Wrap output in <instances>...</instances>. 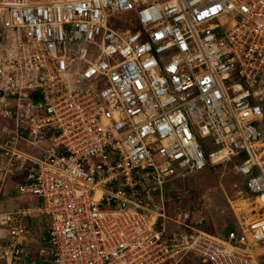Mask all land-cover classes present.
Here are the masks:
<instances>
[{"label":"built area","instance_id":"obj_1","mask_svg":"<svg viewBox=\"0 0 264 264\" xmlns=\"http://www.w3.org/2000/svg\"><path fill=\"white\" fill-rule=\"evenodd\" d=\"M0 99V164L41 202L3 216L8 264H258L264 215L180 244L159 219L169 182L233 160L264 195V0H0ZM34 214L49 259L22 249Z\"/></svg>","mask_w":264,"mask_h":264},{"label":"rangeland","instance_id":"obj_2","mask_svg":"<svg viewBox=\"0 0 264 264\" xmlns=\"http://www.w3.org/2000/svg\"><path fill=\"white\" fill-rule=\"evenodd\" d=\"M7 99L14 106L15 100L13 98ZM3 102L0 99V109L4 106ZM14 130H16L15 122L4 118L0 113V144L7 137V133L5 132H13ZM262 130L264 133V121ZM257 147V157L264 167V142ZM235 164H238V160L209 166L202 171L188 175L184 180L177 179L166 185V191H173L174 194L166 193L167 201L164 202L166 214L165 218L159 219V223L166 226L170 238L175 243L180 244L184 242L185 238L194 236L199 232L221 238L239 226L242 214L246 215L248 220L264 215V207L262 208L253 203L258 197L246 192L245 180L236 173ZM20 174V179L14 176L15 173L8 175L6 178L5 175L1 174L2 177L0 175V246L8 244L12 240L11 238L4 241V238L9 237V233L3 230L7 228V225L3 221L5 213L18 210V207H21V209H34L33 207L36 205L30 202L17 205V207L9 205L10 199L13 197L18 198L15 193L17 183L21 179V183L25 181L22 178L23 173L20 172ZM19 199L23 198L19 197ZM37 200L40 203V200ZM13 201H17V199H13ZM244 203H248L247 207L239 206ZM250 203L252 204L249 206ZM33 217L34 215H31L28 218H32L33 220ZM43 221L41 230L39 233L37 232L40 237L39 239L36 238L38 241L30 244L28 247L24 242L22 246V249L30 252V258L34 260H39L41 257L40 251L48 247L42 240L45 228L47 227L46 219ZM40 243L42 244L40 245ZM253 254L258 264H264V244L256 245L253 248ZM8 256L12 258L11 254H8ZM0 264H8V262L0 258ZM175 264L204 263L195 254L187 252L183 253Z\"/></svg>","mask_w":264,"mask_h":264},{"label":"crops","instance_id":"obj_3","mask_svg":"<svg viewBox=\"0 0 264 264\" xmlns=\"http://www.w3.org/2000/svg\"><path fill=\"white\" fill-rule=\"evenodd\" d=\"M5 133H7V134H11V136L10 137H14L15 135H17V133L18 132H5ZM9 137V138H10ZM4 141H7L6 140V137L4 138V140H3V142ZM17 146V147H16ZM15 147L17 148V149H20V150H22L23 152H27V153H29L30 155H32V156H35V157H37V156H39L40 155V150L39 149H37V148H32V147H27V145H25L24 144V142L23 141H21V140H18L17 142H16V144H15ZM11 171H13V173H15V175L14 176H16V177H18L19 179L21 178V174H20V171H19V169H18V167H14V166H11V164H10V160L8 159V158H6V157H2L1 158V164H0V175L2 174V175H5V178L8 176V175H10V174H12V173H10ZM2 175H1V177H2ZM22 178H23V175H22ZM22 180V179H21ZM21 180H20V182H18L17 183V185H16V187H15V190H16V188H17V186L21 183ZM13 193V192H12ZM14 194V193H13ZM13 199H17V201H13ZM22 201V202H21ZM19 202H20V204H19ZM26 202H30V203H32V204H36V205H34V209L37 207V206H39L40 205V203H39V201L37 200V199H35V198H32V197H24L23 199H19V197L18 198H15V197H13L12 199H10L9 200V205L10 206H12V207H17V205H23L24 203H26ZM18 210L20 209V210H25V209H21V207H18L17 208ZM33 210V209H32ZM16 211V210H15ZM29 219H31L32 220V218H24V222L28 225V226H30L32 229H33V237H31L29 240H27L26 242H25V245H27V247L30 245V244H32V243H35V242H37L38 241V239L40 238L39 236H38V233H39V231L41 230V224L42 223H44V221L43 220H45V217H40V216H37V215H35L34 214V217H33V220H32V222H31V220H29ZM3 230H5V232H8L9 233V231H8V229L6 228V229H3ZM35 230V231H34ZM38 232V233H37ZM44 236V235H43ZM12 237L10 236V233H9V237H7V238H4V241H6V240H9V239H11ZM36 238H38V239H36ZM3 240V239H2ZM42 240H43V237H42ZM44 244H45V242H43ZM42 243H40V245H41ZM34 245V244H33ZM41 259H43V260H45V259H49V247H47L46 249H42L41 251ZM28 254L30 253V252H27ZM44 255H45V257H44ZM29 256H30V254H29ZM5 260L9 263L10 261H11V258H9V256L7 257V258H5Z\"/></svg>","mask_w":264,"mask_h":264},{"label":"bare ground","instance_id":"obj_4","mask_svg":"<svg viewBox=\"0 0 264 264\" xmlns=\"http://www.w3.org/2000/svg\"><path fill=\"white\" fill-rule=\"evenodd\" d=\"M246 202V201H245ZM254 204H256L257 206H260V207H264V195L262 196H258V198H256V201L255 202H253ZM247 204L248 203H244L243 205H239V206H244V207H247ZM252 203H250L249 204V206L251 205ZM243 207V208H244ZM242 208V207H241ZM238 210V209H237ZM248 210V209H247ZM241 211V210H240ZM237 213H239V212H237ZM247 213V212H246Z\"/></svg>","mask_w":264,"mask_h":264},{"label":"water","instance_id":"obj_5","mask_svg":"<svg viewBox=\"0 0 264 264\" xmlns=\"http://www.w3.org/2000/svg\"><path fill=\"white\" fill-rule=\"evenodd\" d=\"M34 98H35V100H38V96L37 95Z\"/></svg>","mask_w":264,"mask_h":264}]
</instances>
